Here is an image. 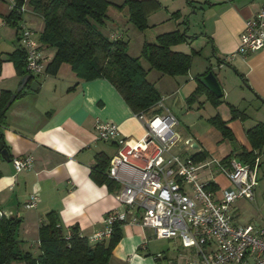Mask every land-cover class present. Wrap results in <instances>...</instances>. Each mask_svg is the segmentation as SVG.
Wrapping results in <instances>:
<instances>
[{
    "label": "crops",
    "instance_id": "obj_1",
    "mask_svg": "<svg viewBox=\"0 0 264 264\" xmlns=\"http://www.w3.org/2000/svg\"><path fill=\"white\" fill-rule=\"evenodd\" d=\"M176 1L184 6L153 26L157 28L165 22L175 21L177 26H172L175 28L172 31H185L192 38L189 43L172 47L186 54L196 52L192 68L188 75L181 77L161 73L157 76L152 71L149 76H155L157 81L153 84L162 95L161 101L178 119L177 131L183 140V145L178 146L179 151L190 152V157L205 153L207 159L197 163L203 166L204 181L216 183L219 191L232 187L227 176L231 170L224 168L221 161L232 153L234 147L252 150L247 132L264 123V51L246 56L237 53L246 21L264 7V0H187V4L183 2L185 0ZM154 2L159 5L155 11L159 14L164 9L163 3L160 0ZM194 2L203 6L202 34L211 45L213 55L206 58L200 71L195 68V56H200L201 51H183L185 47L192 48L200 37L191 33V23L185 20L195 6ZM14 6L15 0H0V58L4 60L0 69V96L3 92L11 97L16 95L8 110V126L1 130L11 161L0 155V213L22 220L18 240L23 244L39 241L40 228L48 223L47 215L51 212L58 215L64 234L76 227L89 240L96 231L104 228L106 216L119 208L118 196L122 189L119 183V187L111 189L92 177L97 154L103 153L111 161L117 153L115 143L96 140V122H114L123 137L136 140L145 135L146 129L110 82L103 78L80 79L69 64H63L56 75L32 76V83L26 86L29 90L18 92L25 77L18 74L8 57L21 47L20 29L33 26L27 21L19 24L20 29L6 24L4 16ZM27 10L29 14H35L29 4ZM167 11L170 12L168 8ZM40 27L43 32V20ZM113 36L122 39V35L116 32ZM55 53V49L44 53L47 65ZM209 69L222 86V103L213 105L207 92L194 103H189L188 99L201 83L200 78ZM33 82L38 84L35 91L30 90ZM231 108L246 117L233 119ZM215 116L227 122L237 146L209 122ZM262 152L264 149L259 154ZM23 156H32L34 167L17 173L12 160ZM212 162L217 168L206 173L205 168ZM34 192L40 201L36 208L27 209L25 204ZM122 230L123 238L113 252L111 264H152L151 255L138 254L140 250L144 251L141 244L146 238V228L125 224ZM181 254L180 259L173 262L181 264L179 260L184 261L183 252Z\"/></svg>",
    "mask_w": 264,
    "mask_h": 264
},
{
    "label": "built area",
    "instance_id": "obj_2",
    "mask_svg": "<svg viewBox=\"0 0 264 264\" xmlns=\"http://www.w3.org/2000/svg\"><path fill=\"white\" fill-rule=\"evenodd\" d=\"M36 34L28 27L19 32L26 70L31 76H41L47 68L43 45ZM258 51H264V7L246 21L237 53L246 56ZM155 108L163 112L136 114L146 129L139 140L123 137L114 122H96V140L117 145L107 174L122 189L119 208L106 216L104 228L89 241L109 240L114 225L120 222L151 229L157 238L179 240L187 252L183 255L186 264H264V227L235 225L232 215L238 199H254L260 158L254 169L236 160L232 162L227 176L237 190H210V182L202 176L203 166L190 156L174 153L181 141L175 114L162 101ZM12 162L17 173L34 167L32 156L15 157ZM39 201L34 192L25 208H36Z\"/></svg>",
    "mask_w": 264,
    "mask_h": 264
},
{
    "label": "trees",
    "instance_id": "obj_3",
    "mask_svg": "<svg viewBox=\"0 0 264 264\" xmlns=\"http://www.w3.org/2000/svg\"><path fill=\"white\" fill-rule=\"evenodd\" d=\"M25 1H28L33 12L43 20L44 29L40 37L42 44L56 50L55 56L47 65L46 73L56 75L63 64H69L80 79H106L135 114L161 113L160 110L154 111L162 100V95L148 79L151 70L165 76L181 77L188 75L192 68L195 51L186 54L172 49L173 46L192 40L180 30L160 34L153 43L146 41L140 57H133L128 53V42L125 40H110L99 30L109 20L108 11L113 5L120 10L127 9L129 22L145 31L149 28L148 16L159 9L154 0H125L123 5L113 4L109 0H15L14 8L4 16L8 26L19 28ZM141 58L148 62L149 70L143 67ZM8 59L13 62L20 76H30L26 70V55L21 47L10 54ZM3 61L0 58V69ZM210 72L213 70L209 69L206 75ZM33 78L31 76V79ZM206 92L210 95L213 105L222 103L223 97L218 98L211 94L201 83L188 102L194 103ZM10 98L7 92L0 96L1 141V130L8 126ZM231 113L233 119L246 117L236 108H231ZM209 122L225 139L236 143L232 130L220 116L211 118ZM247 137L252 150L234 147L232 153L221 161L224 168L232 170V162L236 160L254 169L260 156L259 151L264 149V123L250 129ZM95 159L96 163L92 169L95 181L99 184L105 183L111 189L114 186L119 187L106 173L110 159L103 153L97 154ZM192 159L200 162L206 160L207 155L198 153L193 155ZM208 188L214 191L219 189L214 182H210ZM47 219L48 223L40 228L41 251L35 257L30 251H26L23 242L17 239L22 220L5 215L0 217V264H111L113 252L123 238L124 224L120 222L114 225V232L109 240L90 243L76 227L70 228L69 234H64L55 212L49 213ZM156 258L159 260V257Z\"/></svg>",
    "mask_w": 264,
    "mask_h": 264
},
{
    "label": "rangeland",
    "instance_id": "obj_4",
    "mask_svg": "<svg viewBox=\"0 0 264 264\" xmlns=\"http://www.w3.org/2000/svg\"><path fill=\"white\" fill-rule=\"evenodd\" d=\"M8 1V0H6ZM111 3L116 5H123L125 3V0H109ZM163 3L164 9L160 11L159 14L152 12V15L148 16V25L149 28L145 31H141L138 29L134 24L129 22L128 19V11L127 9L120 10L115 6H110L108 15L109 20L106 22L104 26L99 28L101 33L108 39L113 40L112 36L113 33L116 32V34H121L122 39L128 42V48L127 51L132 56H141V52L143 49V46L146 41L148 42H155L156 37L161 33H166L169 31H172V26L176 27L175 21H171V23H163L159 26L154 27V23L160 22L163 19V17H171V14L179 9H181L184 4H182L180 1L176 0H160ZM187 4V0L183 1ZM27 1H25L23 5V16L22 20L20 21V24L27 21L30 23L33 27L36 34V38L41 44V20L42 18L38 15L35 16L32 14H29L27 11ZM195 5V6H194ZM193 6L190 9V13L187 15V18L185 20H189L191 23V33H195L197 35H200V37L194 42L192 48L185 47L183 51H186L189 53L192 52L193 49L200 50L201 55L195 56V68L196 70L199 69L203 64V62L206 61V58L213 56L212 55V47L208 43V40L204 38L203 33V18H204V10L202 9V5H199L197 3H193ZM167 8L170 10V12L167 11ZM192 12V14H191ZM152 16V17H151ZM151 17V18H150ZM43 45V44H42ZM44 53L48 50L52 49L49 47L44 46ZM141 63L143 67L146 70L150 69V65L148 62L141 58ZM154 72V74H157V76H161L160 73H158L155 70H151ZM149 80L152 83H155L157 80L154 75L149 76ZM155 85V84H154ZM183 140H181L178 144V146L183 145ZM237 142L235 143V146H237ZM174 148V153L177 155H180L182 157L188 156L190 152H185L184 150L179 151V147ZM238 147V146H237ZM261 162L260 166L258 168L257 172V180H258V186L255 189L254 192V199L250 200L248 198H241L238 199L234 204L232 208V215L234 217V224L235 225H255L257 227H264V152L260 155ZM217 168V164L212 162L209 166L205 168V172L208 173V171H212L213 169ZM232 189L237 190V186H232ZM146 238L143 241L144 245L142 250L139 251L138 254L142 256L151 255L150 258H152V264H170L173 261H176L178 258L180 259L181 253L183 252V255L186 252V250L183 249L181 246V242L179 240H169V239H161L157 238L154 234L153 230L146 229ZM18 239V235H17ZM33 243V242H32ZM24 249L26 251H30L35 257L40 254V244L39 241L34 242L33 244H23ZM156 257H159V260H157ZM183 257V256H182ZM149 258V257H148ZM156 258V259H155ZM147 259V258H145ZM181 264H186L185 260L181 261L179 260ZM13 264H23V263H13ZM144 264H150V263H144Z\"/></svg>",
    "mask_w": 264,
    "mask_h": 264
},
{
    "label": "water",
    "instance_id": "obj_5",
    "mask_svg": "<svg viewBox=\"0 0 264 264\" xmlns=\"http://www.w3.org/2000/svg\"><path fill=\"white\" fill-rule=\"evenodd\" d=\"M184 33H186L184 31ZM31 81V76H26L22 79V82L20 84V87L18 89V92L22 91H28L29 89H26L27 84ZM200 82L216 97L221 98L223 96V89L222 86L214 72H210L209 74L202 76L200 78ZM37 82H33L32 86L30 87L31 91H35L37 88ZM16 95H13L8 102V107L13 103L15 100ZM0 155L8 162L11 161V157L9 155L8 150L4 146V142L0 140ZM1 217V216H0ZM170 264H176V262H171Z\"/></svg>",
    "mask_w": 264,
    "mask_h": 264
}]
</instances>
